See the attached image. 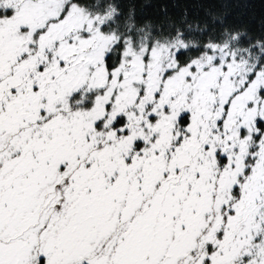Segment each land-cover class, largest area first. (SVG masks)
<instances>
[{
	"label": "snow or ice",
	"instance_id": "1",
	"mask_svg": "<svg viewBox=\"0 0 264 264\" xmlns=\"http://www.w3.org/2000/svg\"><path fill=\"white\" fill-rule=\"evenodd\" d=\"M125 2L0 0V264H264V32Z\"/></svg>",
	"mask_w": 264,
	"mask_h": 264
},
{
	"label": "trees",
	"instance_id": "2",
	"mask_svg": "<svg viewBox=\"0 0 264 264\" xmlns=\"http://www.w3.org/2000/svg\"><path fill=\"white\" fill-rule=\"evenodd\" d=\"M129 4H134L138 19L159 21L163 15L160 10L165 6L176 19L187 9L190 18L204 20L208 18L206 10H211L216 14L227 13L228 24L246 26L254 35L264 32V0H126L125 10Z\"/></svg>",
	"mask_w": 264,
	"mask_h": 264
}]
</instances>
